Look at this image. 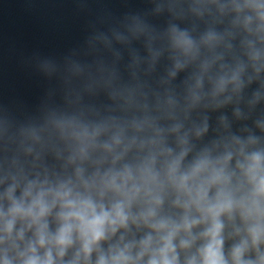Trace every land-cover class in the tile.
I'll return each instance as SVG.
<instances>
[{
  "label": "clouds",
  "instance_id": "1",
  "mask_svg": "<svg viewBox=\"0 0 264 264\" xmlns=\"http://www.w3.org/2000/svg\"><path fill=\"white\" fill-rule=\"evenodd\" d=\"M185 6L196 17L211 15L212 9L221 17L233 14L235 31L208 29L196 39L173 25L158 37L133 18L127 30L146 37L151 65L161 55L152 42H165L173 62L169 81L192 69L183 104L170 95L157 98L159 118L188 120L198 107L239 103L244 88L257 83L248 102L254 108L264 92V0L167 4L181 17ZM241 33L236 54L225 40ZM114 39L127 41L121 34ZM101 40L110 43L107 37ZM222 46L224 51H218ZM119 95L127 107L147 113L148 103H136L134 90L125 88ZM234 115L239 119L240 110ZM47 123L68 155L60 172L38 163L39 153L28 171L15 159L5 162L0 264H264V139L247 126L241 129L246 135L235 134L221 117L223 134L197 150L190 137L205 136L207 118L187 131L182 123L159 127L158 118L147 114L99 123L52 115ZM256 127L264 133V121H256ZM40 131L22 129L21 146L31 141L43 149ZM0 136L11 139L6 127ZM226 241H232L227 248Z\"/></svg>",
  "mask_w": 264,
  "mask_h": 264
}]
</instances>
